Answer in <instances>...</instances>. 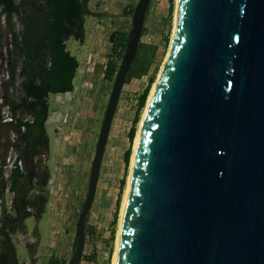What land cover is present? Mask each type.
<instances>
[{
	"label": "water",
	"instance_id": "obj_1",
	"mask_svg": "<svg viewBox=\"0 0 264 264\" xmlns=\"http://www.w3.org/2000/svg\"><path fill=\"white\" fill-rule=\"evenodd\" d=\"M150 0H139L114 77L67 264L85 223ZM0 238L18 264L8 232ZM115 264H264V0H177L146 106Z\"/></svg>",
	"mask_w": 264,
	"mask_h": 264
},
{
	"label": "rangeland",
	"instance_id": "obj_2",
	"mask_svg": "<svg viewBox=\"0 0 264 264\" xmlns=\"http://www.w3.org/2000/svg\"><path fill=\"white\" fill-rule=\"evenodd\" d=\"M138 1H89L87 6L91 12L85 18L83 41H76L71 38L66 42L67 51L79 63L77 75L73 81L74 90L71 93L48 97L49 116L45 129L49 139V149L46 165L51 178L47 187L50 192L53 191L55 176L61 168L65 171L64 178L68 180L62 186V191L68 195L66 206L62 210H65L66 216L70 215V222L67 221L70 227V238H68L69 243L65 245L66 249L61 248L63 250L60 249L58 253L56 252L57 258L65 264L68 263L75 249L76 215L81 210L86 194L89 169L114 80V78L112 81L104 78L111 47L109 35L114 31H130L132 17L123 16V10L128 6L135 7ZM175 8L176 0H173V11L170 14L168 0H150L149 2L143 25L145 34L140 37L139 42L157 47L155 62L146 77L125 83L120 92L100 165L96 193L86 218L85 226L88 227L89 237L85 240L79 264H112L113 262L134 141L148 97L145 107L139 115V122L132 143H129L128 132L136 111L138 96L146 87L149 78H153L154 83L156 82L167 56L174 28ZM13 23L15 31H20L18 21L13 20ZM0 24L4 30L3 17L0 18ZM9 43V36L0 40V54L6 59L11 49ZM118 61L120 64L121 60ZM129 147L131 154L128 165L125 166L123 155ZM13 155L14 153H11L10 156L13 157ZM65 158L70 161L69 166L64 165L63 159ZM122 180L124 184H121ZM6 204L8 205V201ZM115 212L117 218L113 226ZM23 224L25 227L23 239L20 233L11 236L18 264L30 262L31 256L27 245L34 241L37 244L38 255L47 251L53 224V210L50 208V203L46 206V211L39 220L34 217H27ZM113 228L115 234L113 240L110 241ZM34 231L37 232V238ZM48 254L50 256L45 260V264H48L50 258L54 256L53 253L51 255V252ZM91 257L93 258L91 259Z\"/></svg>",
	"mask_w": 264,
	"mask_h": 264
},
{
	"label": "trees",
	"instance_id": "obj_3",
	"mask_svg": "<svg viewBox=\"0 0 264 264\" xmlns=\"http://www.w3.org/2000/svg\"><path fill=\"white\" fill-rule=\"evenodd\" d=\"M90 0H0V40L10 38L7 65L10 80L3 85L5 102L11 114L19 115L14 123L0 125V199L6 192L12 194L10 207L2 208L0 226L10 236L24 234V220L34 217L39 220L48 203L47 186L50 174L46 165L49 140L45 123L49 115L48 97L71 93L79 63L66 49V42L73 38L83 41L85 18L90 15ZM169 2V14L173 11V0ZM134 7L123 10V16L132 17ZM13 20L18 21L20 31H15ZM130 32V31H129ZM129 32L114 31L109 35L110 55L104 78L112 81L119 69V61L125 51ZM145 34L143 27L142 35ZM157 47L139 42L135 57L125 83L146 77L155 62ZM18 71V72H17ZM21 78L19 101L7 97L9 85L14 84L16 75ZM154 83L149 78L146 87L137 98L136 111L128 132L132 143L139 115L150 88ZM25 118L29 120H24ZM31 120V122H30ZM24 127V131L21 128ZM14 153L18 166L6 170L8 154ZM130 147L124 152L123 161L128 165ZM15 165V164H14ZM6 175V176H5ZM121 184H124L123 180ZM118 206V203H117ZM114 214L113 226L116 222ZM36 231H34V235ZM115 234L111 230L110 241ZM89 237L85 226V240ZM93 257H91L92 259ZM0 264H10L8 252L0 238ZM48 264H65L52 256Z\"/></svg>",
	"mask_w": 264,
	"mask_h": 264
},
{
	"label": "crops",
	"instance_id": "obj_4",
	"mask_svg": "<svg viewBox=\"0 0 264 264\" xmlns=\"http://www.w3.org/2000/svg\"><path fill=\"white\" fill-rule=\"evenodd\" d=\"M89 11H90V9H89ZM108 99H109V97H108ZM47 120H48V118H47ZM47 120H46V123H47ZM46 123H45V125H46ZM94 152H95V150H94ZM47 159H48V153L46 155V160ZM69 162L70 161L68 160V158L63 159V163H64L65 166H69ZM65 168H67V167H65ZM89 171H90V169H89ZM64 176H65L64 169H62V168L59 169V172H58L57 176H55L53 191L50 192V190L47 187V190H48V203H47V205L50 203V208L53 210V224H52V228H51V238H50V243H49V246L47 248V251L45 253L41 254V255L40 254L38 255V253H37V244H36L35 241L33 243L27 245L29 254L31 256V260H30V262L28 264H45V260L47 259L48 256H50V254L47 255V253H49V252H51V255L53 253L54 257L57 258L56 252L58 253V251L61 248L66 249L65 245L69 243V239L68 238H70L69 237L70 236V233H69L70 227L68 226L67 221L70 222V215L66 216L65 210L64 209L62 210V208L66 206L65 203L68 200L67 199L68 195L64 194V192L62 191V186H64L66 184L65 182L68 181L66 178H64ZM88 176H89V174H88ZM50 178H51V176H50ZM49 183H50V179H49ZM49 183H48V185H49ZM87 183H88V180H87ZM86 191H87V188H86ZM95 193H96V191H95ZM6 198H8V200H6ZM11 198H12V194L6 192V194L4 196V199L2 200L3 207L9 209ZM84 199H85V197H84ZM6 201H8V205L6 204ZM83 203H84V200H83ZM79 214H80V212H78L77 215H76L77 216V218H76L77 220H78ZM77 220L75 221V224H77ZM75 229H76V227H75ZM24 235L25 234L22 235V239H23ZM36 236H37V232L35 234V237ZM74 237H75V232H74ZM61 250H63V249H61ZM58 261L60 263L63 262L60 259H58Z\"/></svg>",
	"mask_w": 264,
	"mask_h": 264
},
{
	"label": "built area",
	"instance_id": "obj_5",
	"mask_svg": "<svg viewBox=\"0 0 264 264\" xmlns=\"http://www.w3.org/2000/svg\"><path fill=\"white\" fill-rule=\"evenodd\" d=\"M7 67H8L7 59L4 58V56L2 54H0V125L7 124V123H14L16 118L19 116L18 114L17 115L11 114L12 112L10 110L11 109L10 105L8 104V102H5L4 96H3V93H4L3 92V85H4V83H7L10 80V76H9ZM17 78L18 79L20 78L18 74L16 75V79ZM16 79H15L14 84L9 85L6 94H7L8 98H12L17 102V101H19V89L18 88H19L21 78L18 81ZM59 95H54V96H59ZM24 120H29V119L25 118ZM30 122H31V120H30ZM21 131H24V127L21 128ZM15 161H16L15 155H13V157L9 156V158L7 160V167H6L7 171L10 170L14 166H18L20 169L22 168L21 161H17L16 163H14ZM2 203L3 202L0 199V218H1V211L3 208Z\"/></svg>",
	"mask_w": 264,
	"mask_h": 264
},
{
	"label": "bare ground",
	"instance_id": "obj_6",
	"mask_svg": "<svg viewBox=\"0 0 264 264\" xmlns=\"http://www.w3.org/2000/svg\"><path fill=\"white\" fill-rule=\"evenodd\" d=\"M177 2V0H176ZM175 18H176V8H175V17H174V26H175ZM173 33H174V28H173ZM173 33H172V37H171V42H172V38H173ZM168 54V53H167ZM167 57V56H166ZM166 61V58L162 64V67L160 69V72L158 74V77H157V80L161 74V71L163 69V66H164V63ZM157 80L156 82L153 84L152 88H151V91H150V94L148 96V100H147V104L146 106L149 104V101L151 100V97H152V94H153V91H154V88L156 86V83H157ZM146 109V108H145ZM145 113V111H144ZM144 113H143V116H144ZM143 119V117H142ZM142 119L139 123V127H138V131H137V134H136V138H135V141H134V146H133V153H132V156H131V164H130V172H129V176H128V182H127V187H126V190H125V194H124V198H123V202H122V207H121V214H120V221H119V228H118V232H117V238H116V246H115V253H114V256H113V262L112 264H115L116 262V258H117V253H118V247H119V238H120V230H121V222H122V217H123V212H124V208H125V204H126V199H127V192H128V188H129V183H130V180H131V171H132V167H133V164H134V159H135V153H136V146H137V143H138V139H139V135H140V129H141V123H142Z\"/></svg>",
	"mask_w": 264,
	"mask_h": 264
}]
</instances>
